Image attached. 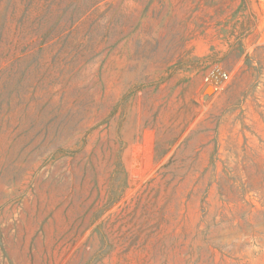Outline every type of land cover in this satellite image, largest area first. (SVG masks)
I'll return each instance as SVG.
<instances>
[{
  "label": "rangeland",
  "instance_id": "obj_1",
  "mask_svg": "<svg viewBox=\"0 0 264 264\" xmlns=\"http://www.w3.org/2000/svg\"><path fill=\"white\" fill-rule=\"evenodd\" d=\"M0 264H264V0H0Z\"/></svg>",
  "mask_w": 264,
  "mask_h": 264
}]
</instances>
